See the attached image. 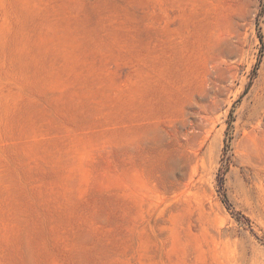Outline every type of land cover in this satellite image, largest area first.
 I'll list each match as a JSON object with an SVG mask.
<instances>
[{
	"label": "rangeland",
	"instance_id": "rangeland-1",
	"mask_svg": "<svg viewBox=\"0 0 264 264\" xmlns=\"http://www.w3.org/2000/svg\"><path fill=\"white\" fill-rule=\"evenodd\" d=\"M0 264H264V0H0Z\"/></svg>",
	"mask_w": 264,
	"mask_h": 264
}]
</instances>
